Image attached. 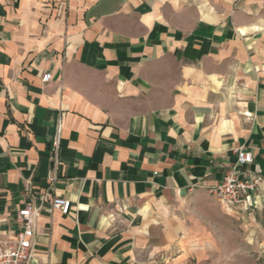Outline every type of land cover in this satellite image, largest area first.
<instances>
[{
  "label": "crops",
  "instance_id": "crops-1",
  "mask_svg": "<svg viewBox=\"0 0 264 264\" xmlns=\"http://www.w3.org/2000/svg\"><path fill=\"white\" fill-rule=\"evenodd\" d=\"M240 148L264 174L250 1L0 0V233L39 209L30 264H183L177 210Z\"/></svg>",
  "mask_w": 264,
  "mask_h": 264
},
{
  "label": "rangeland",
  "instance_id": "rangeland-1",
  "mask_svg": "<svg viewBox=\"0 0 264 264\" xmlns=\"http://www.w3.org/2000/svg\"><path fill=\"white\" fill-rule=\"evenodd\" d=\"M246 1L264 14V0ZM177 211L178 231L167 250L170 259L183 254V264H264V208L229 210L206 195Z\"/></svg>",
  "mask_w": 264,
  "mask_h": 264
},
{
  "label": "built area",
  "instance_id": "built-area-1",
  "mask_svg": "<svg viewBox=\"0 0 264 264\" xmlns=\"http://www.w3.org/2000/svg\"><path fill=\"white\" fill-rule=\"evenodd\" d=\"M50 74L42 76L41 82L50 80ZM58 140L53 143L57 149ZM254 157L251 153L238 149L236 161L228 169L220 181H215L207 188L210 195L216 197L226 209L242 208L247 210L257 205V199L264 197V174L251 170ZM51 208L62 214H68L70 202L60 197H53ZM39 209L25 206L17 211L14 222L18 229L9 238L0 233V264H30L32 257L34 220Z\"/></svg>",
  "mask_w": 264,
  "mask_h": 264
}]
</instances>
